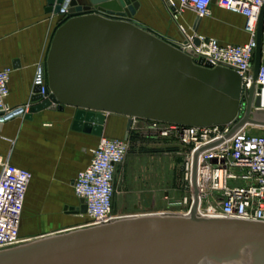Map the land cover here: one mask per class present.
<instances>
[{
    "label": "water",
    "instance_id": "95a60500",
    "mask_svg": "<svg viewBox=\"0 0 264 264\" xmlns=\"http://www.w3.org/2000/svg\"><path fill=\"white\" fill-rule=\"evenodd\" d=\"M88 1L71 0L66 19L54 29L45 59L49 95L26 117L73 107V129L94 135H101L111 114L128 117L127 132L132 117L187 126L234 121L227 138L246 125L264 127V112L252 110L254 85L240 106L239 75L193 60L191 50L182 52L136 21V0ZM50 2L49 10L58 13L63 0ZM263 13L264 5L256 29L254 80L261 65ZM38 90L32 101L41 99ZM207 148L193 157L195 193L187 214L127 215L47 235L0 250V264H264L263 222L197 214L196 159ZM69 212L85 215L83 199Z\"/></svg>",
    "mask_w": 264,
    "mask_h": 264
},
{
    "label": "built area",
    "instance_id": "2783aa9c",
    "mask_svg": "<svg viewBox=\"0 0 264 264\" xmlns=\"http://www.w3.org/2000/svg\"><path fill=\"white\" fill-rule=\"evenodd\" d=\"M71 0H63L58 15L61 21L67 17ZM215 3L221 9L245 18L244 30L249 38L246 43L223 44L217 39L196 33H187L177 24L181 41L175 45L182 52L191 50L196 58L212 68L223 67L236 72L241 82V101L254 85L253 111L264 112V13L261 30V65L253 79L252 64L256 49V29L264 0H165V8L172 20L184 10L193 11L198 18L209 15ZM195 41L198 44H195ZM11 69L0 67V125L29 112L31 104L12 108L6 98L9 94L8 81ZM40 101L48 98L49 91L45 75V63L36 65L34 88ZM258 99V104L255 101ZM141 119L154 134L163 139H174L185 148L182 181L183 195L178 206L187 214L193 203L195 191L192 185L194 154L203 147L209 148L197 154L195 188L198 199L197 214L204 217H220L264 223V127L246 125L227 138L234 121L210 126H187ZM258 128L252 134L249 128ZM128 139L100 136L96 146L90 150L88 166L80 171L73 181V192L83 199L89 222L81 227L101 225L118 217L113 213L115 195L114 181L118 167L128 151ZM31 173L0 159V250L26 243L19 235V226L25 193ZM167 198V197H166ZM184 209V210H182Z\"/></svg>",
    "mask_w": 264,
    "mask_h": 264
},
{
    "label": "crops",
    "instance_id": "0c3cea01",
    "mask_svg": "<svg viewBox=\"0 0 264 264\" xmlns=\"http://www.w3.org/2000/svg\"><path fill=\"white\" fill-rule=\"evenodd\" d=\"M50 1L0 0V67L11 69L6 102L12 108L26 104L32 107L40 102L32 101L36 65L45 62L53 30L61 21L59 15L55 16L49 10ZM76 1L81 5L89 4L88 0ZM136 1L139 8L134 19L173 43L182 39L177 24L188 33L212 37L223 44L239 45L248 41L249 36L244 30L245 18L221 9L215 3L210 5L206 17L198 18L187 9L174 22L165 8V0ZM76 111L69 106H64L62 110L46 109L30 117H26L27 113L0 125V159L31 173L19 226V235L26 241L83 225L79 223L86 214H66L63 210L78 205L73 181L88 166L90 150L96 146L100 136L127 138L128 142L129 137L134 140L136 137L142 141L141 147L164 141L169 148L180 151L177 141L156 136L141 119L132 120L128 132V117L114 114L106 117L101 135L73 129ZM118 171L119 168L116 175ZM132 193V199L142 198L139 192ZM146 197L159 198L156 193L144 199ZM69 199H76V202L72 203ZM162 199L167 200L168 207L178 206L180 201L179 198L172 200L174 196L172 198L165 191ZM154 205L153 202L150 207ZM134 209H140V206L134 205ZM161 212L164 211L143 214ZM113 213H118L114 206Z\"/></svg>",
    "mask_w": 264,
    "mask_h": 264
},
{
    "label": "rangeland",
    "instance_id": "374dc122",
    "mask_svg": "<svg viewBox=\"0 0 264 264\" xmlns=\"http://www.w3.org/2000/svg\"><path fill=\"white\" fill-rule=\"evenodd\" d=\"M56 14L58 15V13ZM56 14L55 16H57ZM185 31L187 32L186 29ZM249 132L259 134L261 130L251 127ZM129 138L128 151L122 164L118 167L119 171L114 181L113 206L118 211L116 215H139L153 211L180 212L179 206H166L167 200L162 199V196L164 191L169 192L172 198L174 196L172 200L180 199L183 195L182 167L186 155L184 146L179 144L180 151H175L172 149L173 147L169 148L164 141L163 143L158 141L150 145L144 144L146 146L141 147L140 139L135 137V141L134 138ZM133 191L139 192L142 198L132 199ZM154 193L161 199H148L147 197L144 199L145 196ZM69 201L75 203L76 199H69ZM153 202L155 207H150ZM134 205L140 206V209H134ZM69 210L70 208H66L63 212L69 214ZM88 222L89 218L85 216L82 223L79 224L84 225Z\"/></svg>",
    "mask_w": 264,
    "mask_h": 264
},
{
    "label": "bare ground",
    "instance_id": "6f19581e",
    "mask_svg": "<svg viewBox=\"0 0 264 264\" xmlns=\"http://www.w3.org/2000/svg\"><path fill=\"white\" fill-rule=\"evenodd\" d=\"M118 218H120V217H118Z\"/></svg>",
    "mask_w": 264,
    "mask_h": 264
}]
</instances>
